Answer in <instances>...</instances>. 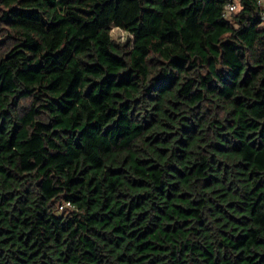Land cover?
Returning <instances> with one entry per match:
<instances>
[{
    "label": "trees",
    "instance_id": "trees-1",
    "mask_svg": "<svg viewBox=\"0 0 264 264\" xmlns=\"http://www.w3.org/2000/svg\"><path fill=\"white\" fill-rule=\"evenodd\" d=\"M240 4L0 0V264H264V20Z\"/></svg>",
    "mask_w": 264,
    "mask_h": 264
},
{
    "label": "built area",
    "instance_id": "built-area-1",
    "mask_svg": "<svg viewBox=\"0 0 264 264\" xmlns=\"http://www.w3.org/2000/svg\"><path fill=\"white\" fill-rule=\"evenodd\" d=\"M239 3H240V0H239ZM236 6V0H226V7H225V12H224V15L226 17H229L231 16L233 13H236V12H233L231 9L234 8ZM241 6V4H240ZM258 6L260 8V12H261V16H262V19L264 20V0H258ZM61 209H64L65 206L64 205H61L60 206Z\"/></svg>",
    "mask_w": 264,
    "mask_h": 264
},
{
    "label": "rangeland",
    "instance_id": "rangeland-1",
    "mask_svg": "<svg viewBox=\"0 0 264 264\" xmlns=\"http://www.w3.org/2000/svg\"><path fill=\"white\" fill-rule=\"evenodd\" d=\"M115 28H119V27H115V26H113V27L111 28V37H112V40H113L114 43H116V44H122V43L127 42V41L131 38V35L129 34V32H127L126 30H124V29H122V28H119V29L121 30V32H126V33H128V35H127V36H122L120 33H117L116 36L113 37V36H112V31H113V29H115ZM68 205H69V204L65 203L64 206L67 208ZM59 210L62 211L63 209L59 208Z\"/></svg>",
    "mask_w": 264,
    "mask_h": 264
},
{
    "label": "clouds",
    "instance_id": "clouds-1",
    "mask_svg": "<svg viewBox=\"0 0 264 264\" xmlns=\"http://www.w3.org/2000/svg\"><path fill=\"white\" fill-rule=\"evenodd\" d=\"M233 12H240L241 11V6L239 3V0H236V6L234 8L231 9ZM117 33H120L122 36H127L128 33L126 32H121V30L119 28H115L112 31V36L115 37Z\"/></svg>",
    "mask_w": 264,
    "mask_h": 264
}]
</instances>
